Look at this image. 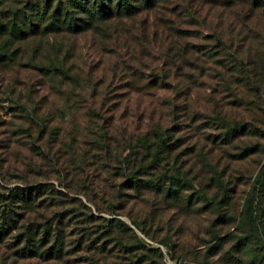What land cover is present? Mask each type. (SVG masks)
<instances>
[{"label":"rangeland","instance_id":"374dc122","mask_svg":"<svg viewBox=\"0 0 264 264\" xmlns=\"http://www.w3.org/2000/svg\"><path fill=\"white\" fill-rule=\"evenodd\" d=\"M57 1L0 0V264H264V6Z\"/></svg>","mask_w":264,"mask_h":264},{"label":"trees","instance_id":"16d2710c","mask_svg":"<svg viewBox=\"0 0 264 264\" xmlns=\"http://www.w3.org/2000/svg\"><path fill=\"white\" fill-rule=\"evenodd\" d=\"M145 5L151 4L154 0H65L63 5L60 3V0L57 1L55 4L50 18L51 22L49 25L53 29H69L74 31L75 29H86L87 21L86 20H98V21H104L108 18H110L112 15L115 14H130L132 13V9L135 8V5H139L142 2ZM250 4H254L256 6H264V0H248ZM137 3V4H136ZM81 13L85 16V19H80L77 16H75L74 12ZM32 23V22H31ZM24 23H22V26L18 24L17 22H14L12 26L10 27V33L12 35H19L24 34ZM32 25V24H31ZM215 36V43L214 46L217 51H222L224 53H228V55L232 56V60L238 62L240 66L245 67V65L242 63V59L237 56V54H233L229 52V46L223 42L217 35ZM157 136V143L156 146H158V149H153L152 153L150 155V161H154L158 155V153L161 151L162 145V139L159 134H156ZM151 165V164H149ZM264 169V167H263ZM262 169V170H263ZM264 175V174H263ZM130 181L133 182L132 186L139 187L140 184L138 182H143L148 185V187H152L153 189H157L159 186L158 179L153 181L149 180H141L139 178L130 177ZM165 187L162 186L160 189H164ZM24 189L18 188L17 191L10 195V197H18L22 200L24 199H30L31 192H24ZM167 193L170 195L172 192V195L175 194L176 189H173L171 186L166 187ZM21 195V196H19ZM25 201V200H24ZM8 215L6 214V217ZM10 217V216H8ZM120 222V221H118ZM121 223V222H120ZM123 224V223H122ZM6 229L0 228V235H2L5 232ZM45 233V232H44ZM56 236V240H57ZM32 236L29 235L27 237V241H31ZM56 243V242H55ZM58 250V248H56Z\"/></svg>","mask_w":264,"mask_h":264}]
</instances>
